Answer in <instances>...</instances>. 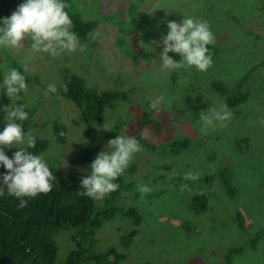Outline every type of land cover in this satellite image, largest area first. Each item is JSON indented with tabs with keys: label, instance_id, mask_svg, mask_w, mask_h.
<instances>
[{
	"label": "rangeland",
	"instance_id": "rangeland-1",
	"mask_svg": "<svg viewBox=\"0 0 264 264\" xmlns=\"http://www.w3.org/2000/svg\"><path fill=\"white\" fill-rule=\"evenodd\" d=\"M38 1H23L15 15L21 23L0 38V89L18 82L11 59L39 82L48 80L46 88L35 79L20 83L11 96L13 101L19 93L29 109L27 132L48 141L40 157L57 164L65 177L77 176L101 202L103 168L113 149L109 133L119 130L120 139L141 129L149 142V147L126 145L121 181L131 183L122 187L114 217L95 231L94 249L115 245L124 255L118 264H224L229 248L244 246L233 254L232 264H264V235L254 247L249 244L264 229V0H142L134 7L150 18L144 31L121 23L137 0H70L85 18L121 19H101L90 50L77 40L60 41L54 19L28 24L27 14ZM204 35L211 38L207 48L199 43ZM118 36L130 53L122 52ZM250 67L243 86L247 98L227 106L212 82L233 85ZM69 72L98 91L121 93L93 128L99 170L81 163L73 145L83 139L79 108L52 91ZM8 107L2 134L6 145L23 138L9 120ZM146 111L159 128H141ZM54 118L67 128L63 143L52 136ZM181 137L189 139L186 148L179 153L167 149L168 141ZM199 193L207 206L196 213L191 202ZM126 207L140 213L137 225L122 214ZM132 229L135 233L127 239ZM57 241L64 256L70 230L59 232Z\"/></svg>",
	"mask_w": 264,
	"mask_h": 264
},
{
	"label": "trees",
	"instance_id": "trees-1",
	"mask_svg": "<svg viewBox=\"0 0 264 264\" xmlns=\"http://www.w3.org/2000/svg\"><path fill=\"white\" fill-rule=\"evenodd\" d=\"M23 1L25 0H0L1 40L5 39L4 35L11 28L21 23L15 15L21 13ZM141 2L142 0H137L128 10V18L121 20L113 15H104L98 19L85 18L73 7L70 0H40L28 12L27 22L30 24L31 21L38 23L42 19H54L60 41L77 40L80 45H85L90 50L96 45L95 29L101 19L116 18L125 24L124 27L127 25L144 31L143 26L150 22V18L148 14L137 12L138 8L134 7L141 5ZM209 39L211 38L207 35L201 37L199 43L202 48L211 46ZM118 40L122 52L130 53L121 36H118ZM1 45H4L3 41ZM201 55L204 56L205 52H201ZM8 62L19 75L18 82L8 83L0 89V264H118L124 256L122 252L115 245L95 250L94 233L105 221L114 217L122 187L130 186L131 182L121 181L125 172L122 158L126 145L132 143L137 147H149V142L140 135L141 129L135 135L128 134L127 138L120 139L119 130L113 129L109 133L113 149L103 168L106 192L102 201L97 202L93 190L77 176L65 177L57 164L46 162L40 157L47 148V139L27 132L29 109L19 93L11 101V96L20 83L35 79L39 87L46 88L48 80L44 78L39 82L38 76H31L14 59ZM252 69L250 67L230 86L228 81L212 82V87L227 106L245 101L248 92L243 86ZM52 91L70 99L79 108L83 122V139L75 141L73 145L78 151L81 163L90 169H101L102 162L96 146L91 145L93 128L101 124L104 110L114 107L115 101L121 97L120 91L112 88L98 91L87 85L82 76L72 72L67 73L63 82ZM5 107L9 108V120L15 132L23 135L22 140L10 145L4 143L2 135L5 127ZM140 121L141 128L160 127V122L150 116L148 111L143 112ZM51 131L56 142L63 143L66 140L67 128L58 118L52 120ZM188 144L189 139L181 137L168 141L166 147L173 153H179ZM223 180L227 183L224 174ZM206 206L202 193L193 196L191 209L194 212L200 213ZM122 212L131 217L135 225L139 223L140 213L134 207L122 208ZM235 217L243 230L244 220L239 210ZM64 230H70L71 245L63 256L58 252L57 234ZM134 233L135 229H132L125 237L129 239ZM263 235L264 229L255 233L249 240L250 246L254 247ZM244 248H229L224 255V264H232L233 254L241 253Z\"/></svg>",
	"mask_w": 264,
	"mask_h": 264
}]
</instances>
